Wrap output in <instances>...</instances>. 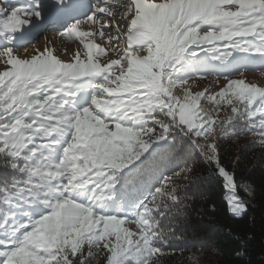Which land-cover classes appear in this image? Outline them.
I'll return each instance as SVG.
<instances>
[{
  "label": "snow or ice",
  "instance_id": "obj_1",
  "mask_svg": "<svg viewBox=\"0 0 264 264\" xmlns=\"http://www.w3.org/2000/svg\"><path fill=\"white\" fill-rule=\"evenodd\" d=\"M5 4L0 264H162L183 238L190 202L204 198L207 178L190 149L224 178L228 211L247 214L253 186L241 189L223 145L250 135L248 146L264 152V86L241 71L264 69V0ZM58 21L66 22L61 35L84 44L86 59L14 52ZM94 50L118 58L102 64ZM198 73L226 74V83L193 92Z\"/></svg>",
  "mask_w": 264,
  "mask_h": 264
},
{
  "label": "trees",
  "instance_id": "obj_2",
  "mask_svg": "<svg viewBox=\"0 0 264 264\" xmlns=\"http://www.w3.org/2000/svg\"><path fill=\"white\" fill-rule=\"evenodd\" d=\"M249 143L238 146L236 142H226L223 157L227 169L235 170L241 189L245 183L253 186L250 207L242 217H234L228 211L229 190L224 178L212 172L200 157L195 161L207 178L205 192L203 199L190 202L183 237L207 239L215 254L212 264H264V152L258 146L249 147ZM237 158L238 164L234 163ZM241 195L244 196L242 191ZM173 252L171 258H162V264L175 262L178 252Z\"/></svg>",
  "mask_w": 264,
  "mask_h": 264
},
{
  "label": "rangeland",
  "instance_id": "obj_3",
  "mask_svg": "<svg viewBox=\"0 0 264 264\" xmlns=\"http://www.w3.org/2000/svg\"><path fill=\"white\" fill-rule=\"evenodd\" d=\"M121 3L124 0H120ZM92 3V0H91ZM0 6H6L5 0H0ZM94 6V5H93ZM120 17H117V21H119ZM65 24V23H64ZM61 23H49L42 28H37L32 32V37L25 43H23L18 48H14V52H18L21 58H25L27 55L30 58L32 55L37 54V50L39 52H44L46 48L54 50V55L58 56L64 62H73L74 58L79 52L80 58L82 60L87 58V49L84 47V44L80 42L79 38L69 39L67 36L61 35L63 29H61ZM91 25H81V30L88 31ZM121 31H124L126 26L121 24ZM94 42L101 47L112 48L114 45H110L106 42L104 38H93L86 37L84 43ZM120 49L122 51L124 46V40L121 38L120 41ZM27 50V52H25ZM94 50V59L99 60L100 63H105L109 59L118 58L116 53L113 51H108L105 55H95ZM141 55H147L146 51L140 52ZM6 65L3 61H0V71H3ZM243 72V77L247 82H255L264 86V69L256 68L255 70H241ZM118 74V73H117ZM224 75L220 73H212V74H200L198 73L193 79L189 80V85L192 88L193 92L203 91L206 88H210L213 93L218 92L221 87L226 83L224 79ZM218 77V79H217ZM232 78H241V77H232ZM254 138V137H253ZM253 138L249 136H245L243 138H239L236 140H231L229 142H236L241 146L243 144H247L253 140ZM225 143L223 148L225 149L227 146ZM188 155L192 157L194 161L199 159V156L195 152V150H189ZM190 162V161H189ZM244 185H242V188ZM230 196V192L227 193V200ZM253 194L251 196H244L249 202H251ZM177 223V222H174ZM132 230H135L134 224L127 225ZM184 229V228H183ZM182 229V234H183ZM177 235H181L180 232ZM172 251L178 252L177 257L175 258V262L171 264H212L214 263L215 254L211 249V244L207 241V239H199L193 238L191 236L190 239H185L184 237L180 241H173Z\"/></svg>",
  "mask_w": 264,
  "mask_h": 264
}]
</instances>
